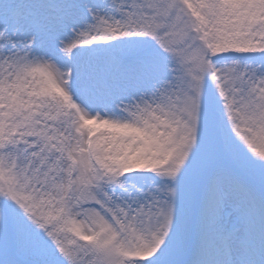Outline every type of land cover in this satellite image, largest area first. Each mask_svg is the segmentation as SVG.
Listing matches in <instances>:
<instances>
[{"label":"snow or ice","instance_id":"1","mask_svg":"<svg viewBox=\"0 0 264 264\" xmlns=\"http://www.w3.org/2000/svg\"><path fill=\"white\" fill-rule=\"evenodd\" d=\"M0 264H264V0H0Z\"/></svg>","mask_w":264,"mask_h":264}]
</instances>
